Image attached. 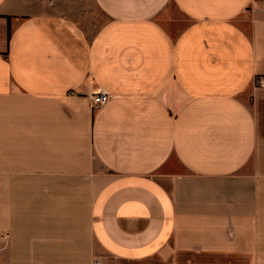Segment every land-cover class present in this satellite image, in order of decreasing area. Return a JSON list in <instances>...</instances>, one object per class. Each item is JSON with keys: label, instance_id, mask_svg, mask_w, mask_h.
Wrapping results in <instances>:
<instances>
[{"label": "crops", "instance_id": "crops-1", "mask_svg": "<svg viewBox=\"0 0 264 264\" xmlns=\"http://www.w3.org/2000/svg\"><path fill=\"white\" fill-rule=\"evenodd\" d=\"M92 2L0 0V264H264V0Z\"/></svg>", "mask_w": 264, "mask_h": 264}, {"label": "rangeland", "instance_id": "rangeland-1", "mask_svg": "<svg viewBox=\"0 0 264 264\" xmlns=\"http://www.w3.org/2000/svg\"><path fill=\"white\" fill-rule=\"evenodd\" d=\"M33 12L61 15L75 21L87 33L92 34L102 17L92 0H33Z\"/></svg>", "mask_w": 264, "mask_h": 264}, {"label": "built area", "instance_id": "built-area-1", "mask_svg": "<svg viewBox=\"0 0 264 264\" xmlns=\"http://www.w3.org/2000/svg\"><path fill=\"white\" fill-rule=\"evenodd\" d=\"M256 85L258 87L264 88V78H259L256 81ZM110 96L104 92V91H98L92 94L91 96V108L94 109H100L104 107L108 101H109ZM97 264V263H94Z\"/></svg>", "mask_w": 264, "mask_h": 264}]
</instances>
